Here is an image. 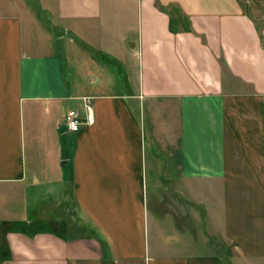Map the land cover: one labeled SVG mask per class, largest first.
I'll return each mask as SVG.
<instances>
[{
    "label": "crops",
    "instance_id": "obj_1",
    "mask_svg": "<svg viewBox=\"0 0 264 264\" xmlns=\"http://www.w3.org/2000/svg\"><path fill=\"white\" fill-rule=\"evenodd\" d=\"M0 264H264V0H0Z\"/></svg>",
    "mask_w": 264,
    "mask_h": 264
},
{
    "label": "built area",
    "instance_id": "obj_2",
    "mask_svg": "<svg viewBox=\"0 0 264 264\" xmlns=\"http://www.w3.org/2000/svg\"><path fill=\"white\" fill-rule=\"evenodd\" d=\"M83 114L79 108H70L65 112L64 125L66 130L74 132L79 129L82 124H91L94 120L92 100L90 97H83Z\"/></svg>",
    "mask_w": 264,
    "mask_h": 264
},
{
    "label": "rangeland",
    "instance_id": "obj_3",
    "mask_svg": "<svg viewBox=\"0 0 264 264\" xmlns=\"http://www.w3.org/2000/svg\"><path fill=\"white\" fill-rule=\"evenodd\" d=\"M62 31V30H60ZM68 35H64V39H56L57 40V43H59L60 41H64L65 39H68ZM55 38H57V35H55ZM49 196V194H47ZM58 197V196H57ZM49 200V198L47 199ZM67 201H65L64 203H66ZM41 205L42 203L40 202V196H39V193L38 194H35V197H29V195H26V200L25 202H22V205L21 207L23 209L26 210V213H27V216H29V214L31 216H35V212H36V215L37 213H40L41 211Z\"/></svg>",
    "mask_w": 264,
    "mask_h": 264
}]
</instances>
